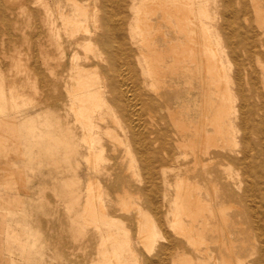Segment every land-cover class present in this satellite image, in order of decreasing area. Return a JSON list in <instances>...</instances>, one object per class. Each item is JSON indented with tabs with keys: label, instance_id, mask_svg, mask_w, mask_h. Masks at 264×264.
I'll use <instances>...</instances> for the list:
<instances>
[{
	"label": "rangeland",
	"instance_id": "1",
	"mask_svg": "<svg viewBox=\"0 0 264 264\" xmlns=\"http://www.w3.org/2000/svg\"><path fill=\"white\" fill-rule=\"evenodd\" d=\"M57 3L58 0H0V264H95L100 260L99 244L103 236L113 239L122 235L116 228L101 226V230H98L84 221L91 173L87 147L70 110L68 91L77 71L74 64H81V68L87 70L89 65L96 63L94 55L98 52L89 53L74 46L57 18L58 4L61 11L69 12L72 7L65 0ZM206 8L209 17L206 23L216 28L217 40H220V69L224 79L228 80L230 91V99L225 102L226 105L231 102L230 107L236 112L232 126L235 128L230 129L223 121L226 132L223 139L227 137L230 142L233 141V145L231 142L230 148H224L222 143L220 150L210 148L209 158H213L215 153H221L224 157L221 167L213 163L207 169L212 172L217 170L219 178H222L219 182L225 187L230 171L235 177L234 181L241 185L240 193L246 185L250 184L252 189L244 203L225 198L214 204L215 210L223 209V215L228 218L227 226L222 231L228 247H223L220 252L216 250L214 221L211 223L213 229H206L205 238L209 242L208 247L214 250L218 258L222 255L232 257L229 252L232 244L233 257L241 260L237 264H264L262 242L254 230L255 224L264 225L263 215L260 216V213L264 214V200L254 199L257 186L261 184L264 188V153H259L264 151L260 146L262 137L254 134L248 138L254 151H249L243 144L245 123H250L249 107L253 105L258 117L264 114V0H231L228 7L224 0H208ZM108 9L111 14H117V10L107 6ZM103 10L99 9L98 14L101 15ZM76 37L85 36L76 32ZM74 53L78 54L80 60H74ZM85 56L89 58L88 61L83 59ZM167 76L166 81H172L162 91L167 106L176 112L183 124L195 122V82L191 80L188 83L184 81L185 78L171 74ZM243 96L251 105L245 101L248 107L244 108V112L248 113L246 120L241 122L239 111ZM160 117L165 116L161 113ZM156 126L175 130L173 126H168L165 118L155 123ZM143 127L150 129L146 120ZM225 128H229V134ZM207 130L210 131V127ZM173 137L170 134L172 142ZM102 139L104 158L107 160L104 166L108 173L119 176L121 182L126 176L128 188L124 191L128 195L137 193L134 192L135 188H144L147 184L143 182L144 176L136 154L133 153L135 169L132 171L138 175L132 176L127 172L132 157L124 155V146L117 145L105 135ZM151 150L155 152L157 148L151 147ZM151 150H148L146 157L153 163L159 176L163 172L172 181L178 172L187 175L192 179L190 182H196L201 200L209 201L213 192L210 182L212 174L207 175V183L196 177L199 167L194 166L190 153L175 149L174 153L158 154ZM208 160L203 161L207 163ZM118 171L122 173L118 174ZM257 175L263 180L258 181ZM118 188L101 183L100 191L105 190L116 199L122 194ZM158 190L161 194L162 186L159 185ZM160 198L154 194L149 201L160 208L164 215L168 202L167 198L163 201ZM137 205L152 216L160 230L161 237L150 251L138 246L135 241L139 217L133 208ZM137 205L129 213L120 211L115 203L107 205L112 209L110 216L121 222L119 225L128 231L133 241V249L137 252L136 264H174L180 257L187 258L188 254H192L190 246L181 236L170 231V236L166 237L157 216L148 210L141 198L137 200ZM252 207L253 211L259 212L258 215L251 212ZM262 230L264 233V226ZM129 264L135 262L130 261ZM209 264H213L212 261Z\"/></svg>",
	"mask_w": 264,
	"mask_h": 264
},
{
	"label": "bare ground",
	"instance_id": "2",
	"mask_svg": "<svg viewBox=\"0 0 264 264\" xmlns=\"http://www.w3.org/2000/svg\"><path fill=\"white\" fill-rule=\"evenodd\" d=\"M65 2L72 7L69 12L61 11L57 3V18L63 31L71 37L75 47H81L89 53L98 52L94 55L96 63L89 65L87 70L81 68V64H74L77 71L68 91L70 110L87 147L88 168L91 173L87 184L88 198L84 221L94 225L98 230H101V226H106L122 232L120 237L116 236L113 239L111 236H103L99 244L100 260L95 264H129L130 261L136 264L137 252L133 249V241L128 231L119 225L121 222L110 216L112 209L107 205L115 203L120 211L129 213L131 208L137 205L139 198L146 203L148 210L157 216L166 237L170 236L168 232L171 231L174 235L184 238L190 246L192 254H188L187 258L180 257L174 264H194L195 260H197L195 264H209L210 261L213 264L241 262L240 259L233 257L232 244L231 248L229 247L232 257L222 255L218 258L214 250L208 247L209 242L205 238L206 229L211 228L214 221L217 234L216 250L220 252L227 246L222 231L227 226L228 218L223 215V209L215 210L214 204L224 201L225 198L228 201L237 200L244 203L252 189L249 184L250 186L246 185L244 191L240 193L241 185L234 181L235 177L230 171L227 173L225 187L219 182L222 178H219L217 170L212 172L207 169V166L213 163L222 166L220 163L224 155L215 153L213 158H209V149L220 150L223 148L222 143L224 148H228L231 142L233 145V141L230 142L227 137L223 139V134L226 133L223 121L233 129L236 118L234 108L230 107L231 102L229 105L225 102L230 97V91L227 87L228 80L224 79L220 69L222 67L219 62L220 40L218 39L219 42L217 40L216 28L206 23L209 18L206 10L208 0H65ZM224 2L227 7L231 5V0ZM107 6L117 10V14H111L109 9L106 10ZM101 8L104 10L99 15L98 10ZM76 32H81L85 37L77 38ZM157 39L160 41H156ZM241 41L243 42V39ZM83 59L89 60L87 56ZM74 60H80L77 53H74ZM168 74L185 78L184 81L188 83H191V80L195 82L197 97L195 122L187 120L188 123L183 124V121L177 118L176 112L167 106L166 96L162 91L168 87L167 83L172 82L166 81ZM252 83L250 82V85ZM245 101L248 103L247 98L245 100L243 96L239 119L241 122L245 121L246 113L249 112L250 123H245L243 144L249 151H254L248 138L254 134L260 135L262 137L260 146L264 148V114L261 117L256 116L253 105L249 103L250 110L245 113L244 108L248 107ZM161 113L168 121V126H173L174 131H170L167 126L161 129L155 127V123L164 121V118L160 117ZM145 120L150 128L148 130L143 129ZM209 127L210 131L207 130ZM225 130L229 134V128ZM170 134L174 136L175 144L169 138ZM103 135L117 145L124 146L126 152L124 155L132 157L127 165V172L132 173V176L138 175L132 171L135 163L133 153L136 154L144 176L143 182L147 185L140 190L135 188L134 192L137 193L134 195H128L127 191H124L128 188L125 175L121 182L119 176L111 175L104 166L107 160L104 158ZM151 147H156L157 151H152ZM174 147L192 155L194 166L199 167L196 177L202 182L207 183V175L212 174L210 182L213 192L211 191L208 202L201 200L196 182H190L192 179L187 175L178 172L170 181L163 172L159 176L153 163L146 157L148 150L158 154H170L174 153ZM259 153L264 151L261 150ZM207 158L208 162L204 163L203 160ZM249 168L253 169L251 166ZM119 173L122 172L118 171ZM257 177L258 181L263 180L259 175ZM101 183L105 186L119 187L118 190L122 194L114 199L105 190L100 191ZM159 185L163 188L161 194L158 190ZM256 191L254 199H260L262 202L264 188L261 184L257 186ZM154 194L158 199H161V196L162 201L167 198L168 207L164 215L160 208L151 205L149 201ZM134 209L139 217L136 224V244L150 251L161 237L158 224L156 225L152 216L140 205ZM251 212L259 214L253 211V207ZM260 214L263 215L264 221V214ZM262 226L264 225L255 224L254 230L261 239V249H264ZM143 248L141 249L144 252ZM226 250L228 251V248Z\"/></svg>",
	"mask_w": 264,
	"mask_h": 264
}]
</instances>
